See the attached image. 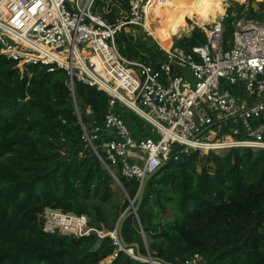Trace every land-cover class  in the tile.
<instances>
[{
    "label": "trees",
    "instance_id": "obj_1",
    "mask_svg": "<svg viewBox=\"0 0 264 264\" xmlns=\"http://www.w3.org/2000/svg\"><path fill=\"white\" fill-rule=\"evenodd\" d=\"M224 1L148 0L150 25L166 29L168 40L185 27L187 16L211 22L217 2L224 12ZM95 10L109 23L125 20L128 12L126 0H97ZM235 11L223 20L225 45L240 18L264 23V0L258 9L250 4L246 12ZM132 28L134 34L116 35L120 53L156 65L163 50L140 27ZM205 41L194 26L176 45L189 50ZM67 80L62 68L43 65L27 64L21 73L15 61L0 55V264H150L118 249L110 235L43 229L39 215L51 207L86 214L91 225L113 231L120 212L107 214L103 205L119 195L123 211L129 199L136 204L139 187L118 171L122 187L117 184L89 148L78 154L85 144L78 116L87 129L101 125L109 95L75 81L73 99ZM115 110L135 136L157 137L134 111L121 114L118 103ZM168 212L170 219L164 217ZM122 237L142 254L146 243L151 256L172 263L200 253L204 264H264V149L192 151L166 161L147 180L137 218L123 221ZM131 249L136 255L137 248Z\"/></svg>",
    "mask_w": 264,
    "mask_h": 264
},
{
    "label": "built area",
    "instance_id": "obj_2",
    "mask_svg": "<svg viewBox=\"0 0 264 264\" xmlns=\"http://www.w3.org/2000/svg\"><path fill=\"white\" fill-rule=\"evenodd\" d=\"M96 1L0 0V55L19 71L27 64L62 68L73 99L75 81L109 95L101 125L87 129L81 122L80 156L89 148L113 177L118 171L140 184L183 153L264 149V23L237 21L226 45L222 20L201 27L206 41L189 50L157 41L164 54L153 65L124 57L116 43L117 33L130 26L150 34L148 0H126L127 17L117 23L95 10ZM117 103L149 123L157 137L135 136ZM39 216L45 231L109 234L121 249L114 232L94 229L86 214L46 207ZM175 264H204V257L193 253Z\"/></svg>",
    "mask_w": 264,
    "mask_h": 264
},
{
    "label": "rangeland",
    "instance_id": "obj_3",
    "mask_svg": "<svg viewBox=\"0 0 264 264\" xmlns=\"http://www.w3.org/2000/svg\"><path fill=\"white\" fill-rule=\"evenodd\" d=\"M195 1H197V0H184V2L186 3V4H188V3H190V2H195ZM251 0H225L224 1V5H223V9H224V12H223V14H221L220 15V13L222 12V11H220V8H219V3L217 2L216 3V6H215V12L217 13V17H215V18H212V20H211V22L213 21V20H224L225 18H226V16L229 14V15H231V16H236V11H235V8L237 9V11H238V5H243L244 6V9H242L241 11L242 12H239V13H243V12H246L248 9H249V7H250V4H251V2H250ZM256 2H257V4H258V2H262L263 0H255ZM121 14L122 15H124L125 14V11L123 10V9H121ZM244 20H246V18L245 17H243V18H240L239 19V22H244ZM155 22V21H154ZM152 23L151 25H150V28H154L155 26H156V23ZM185 22H186V25H185V27L184 28H182L180 31H179V33H178V35L177 36H171V37H169V39L172 41V43L174 44V45H176L177 44V41L180 39V38H182V37H184V36H189L190 34H191V31L193 30V28H194V26H198V27H203L204 25H207V24H209L210 23V21L209 22H206V23H203V24H199V23H197L196 21H195V19L193 18V17H191V16H187L186 18H185ZM127 30H126V32H130V33H132V34H134L135 33V30H134V28H132L131 26L129 27V28H126ZM143 30V29H142ZM144 31V30H143ZM150 35V34H149ZM151 37H152V39H153V41L154 42H156L157 43V41L153 38V36L151 35ZM159 43V42H158ZM157 43V44H158ZM177 46V45H176ZM25 71V68H23V70L22 71H19V72H21V73H23ZM264 94V93H263ZM118 112H120L121 114H127V115H129V116H131L130 115V113H129V111L127 110V108L124 106V105H122V104H120V103H118ZM129 126H130V128L132 129V131L134 132L135 130L132 128V126L130 125V124H128ZM135 133V132H134ZM223 153V152H222ZM205 154V153H204ZM116 182V181H115ZM117 183V182H116ZM118 184V183H117ZM122 196L120 197L119 195H117V196H115L114 198H113V200L110 202V203H107V204H104L103 205V208H104V210H105V212L107 213V214H112L113 212H115V211H119L120 212V214L125 210H123V211H121L119 208H120V206H121V204H122ZM164 217H167L168 219H170L171 218V215H170V213L168 212L167 214H165L164 215ZM89 224H91V218L89 217ZM94 229H96V230H100V231H102V228H97L96 226H93V225H91ZM109 232H112V231H109ZM129 251H132V250H129ZM133 252V251H132ZM110 258L111 257H108V258H106L104 261L107 263V262H109V260H110Z\"/></svg>",
    "mask_w": 264,
    "mask_h": 264
},
{
    "label": "water",
    "instance_id": "obj_4",
    "mask_svg": "<svg viewBox=\"0 0 264 264\" xmlns=\"http://www.w3.org/2000/svg\"><path fill=\"white\" fill-rule=\"evenodd\" d=\"M251 7L253 9H258V4L255 0H253L251 2ZM78 124H80L81 126V121H80V117L78 116ZM76 124V123H75ZM152 174H149L147 175L143 180L142 182L139 184V187H138V190H137V194H136V204L133 205V202H134V199L130 200L129 199V204L128 206L125 208V210L119 215L118 219H117V222L115 224V227H114V234L116 235V237L118 238V241L121 245V249L120 250H123L125 252H127L128 254H130L132 257L134 258H137L141 261H146V262H149L150 264H158V262L160 263H163V264H175V263H172V262H169V261H165L159 257H154V256H151L148 252V249H147V244L145 243V247H146V253L145 254H142L139 250H138V244L137 243H133L131 245H128L124 240H123V237H122V224H123V221L130 215H133L134 217L137 218V210H138V207L140 205V202H141V199H142V196H143V192H144V187H145V184L147 182V180L151 177ZM113 177V176H112ZM114 180L121 186V182L119 181L118 178H115L113 177ZM122 187V186H121ZM109 235V234H108ZM143 238H144V235H143ZM135 246L137 248V252H136V255L133 254L132 251H129V250H132L131 249V246Z\"/></svg>",
    "mask_w": 264,
    "mask_h": 264
},
{
    "label": "bare ground",
    "instance_id": "obj_5",
    "mask_svg": "<svg viewBox=\"0 0 264 264\" xmlns=\"http://www.w3.org/2000/svg\"><path fill=\"white\" fill-rule=\"evenodd\" d=\"M145 10H146V14L147 17L145 19V26L146 27H150V21H149V16H148V2L145 5ZM223 14V12L220 13V15ZM155 28V27H154ZM154 28H150V34L153 36V38L159 42V44L164 47V48H168L169 46L172 45V41L168 38V40H166V36H167V31L166 29H162L159 31H155L153 30ZM94 60V59H93ZM96 60V58H95Z\"/></svg>",
    "mask_w": 264,
    "mask_h": 264
},
{
    "label": "crops",
    "instance_id": "obj_6",
    "mask_svg": "<svg viewBox=\"0 0 264 264\" xmlns=\"http://www.w3.org/2000/svg\"><path fill=\"white\" fill-rule=\"evenodd\" d=\"M173 44V43H172Z\"/></svg>",
    "mask_w": 264,
    "mask_h": 264
}]
</instances>
